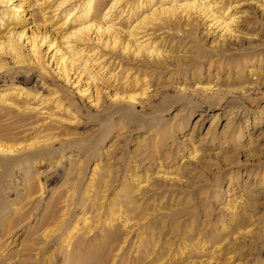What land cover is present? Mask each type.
Masks as SVG:
<instances>
[{"label": "rangeland", "instance_id": "rangeland-1", "mask_svg": "<svg viewBox=\"0 0 264 264\" xmlns=\"http://www.w3.org/2000/svg\"><path fill=\"white\" fill-rule=\"evenodd\" d=\"M219 1L238 18L234 37L217 38L220 31L207 27L210 18L199 15L178 18L176 29L152 25L172 57L154 72L145 59L122 56L128 75L145 77L131 92L143 87L146 94L134 105L114 103L124 109L109 117L104 111L113 107L109 96L120 91L119 80L108 77L112 84L98 89L99 109L87 98L92 94L77 93L84 79L74 85L54 76L47 54L51 73L44 78L0 56V94L18 86L39 91L47 98L42 113H27L31 122L49 124L39 135L37 126L24 131L27 113L8 95L9 105L0 104L7 111L0 110L2 142L36 140L41 151L52 150L28 164L0 165L1 264H264V0ZM117 10L111 18L126 27L125 12L117 17ZM34 16L39 29L60 23ZM30 23L17 17L9 27ZM40 45L43 54L47 44ZM56 94L67 111L54 107ZM106 230L118 238H107Z\"/></svg>", "mask_w": 264, "mask_h": 264}, {"label": "bare ground", "instance_id": "bare-ground-1", "mask_svg": "<svg viewBox=\"0 0 264 264\" xmlns=\"http://www.w3.org/2000/svg\"><path fill=\"white\" fill-rule=\"evenodd\" d=\"M8 1L10 0H0V5L4 6L0 10V56L5 54L10 57L14 67L16 66L20 68H26L27 71L35 70L41 77H43L44 74L46 75L47 71H50V68H48V70L45 68L47 65H45V59H43V57L47 54L51 61V70L55 72L54 76L56 75L57 78L62 77V79H65V81L68 83L70 82V84L75 81L74 85H76L78 81L80 82L81 79H84V87L81 88V82L79 89L77 90L76 88L77 93L82 95L92 94L87 98L90 99L93 97L90 101V104L98 107L99 109L101 103L99 102V97L97 96L98 89L100 91L101 89L105 90V87L108 86V84L111 85L112 83H108V80L112 81L113 84L115 83V80H119L118 82L120 87L118 88L120 91H118L116 87L115 89L117 90H115V92L109 96L113 107L110 110L106 108L104 111L107 117L111 116L115 112V109H117V111H123L124 107L120 105H114V103L117 102L118 104L119 101L120 103L123 101L130 103V105H134L137 102L138 97H143L146 94V88L143 87L139 88L138 92H131V90H133L137 84L142 86L146 84L145 77L138 78L139 76L135 74V76L128 75L127 70L130 67H125V63L127 61L123 60L125 63H121V59L123 58L122 56L127 55L133 59H145L150 65L144 64V66L147 68L149 67L151 71L154 72L163 68L166 62L169 61L170 57H172L169 48L167 49V46L164 47V43L163 45L160 44L162 43L161 40L164 39V37H162L158 43L157 37L160 35L155 38V35H157V29L155 31H150L152 29V25L157 24L159 28H163L162 26L169 24L176 29L179 23L177 22L178 18L180 19V17H184L188 19L190 16L194 17L199 15L204 18H210L209 21L213 23H208L207 27H210L211 31L218 29L220 32L218 33L219 35L217 38H220L225 34L234 37L235 29H231V27L234 25L236 26L238 22V18L235 16V13L229 11L231 4L218 6L219 2H221L219 0H133L134 2L131 7H129L131 5V2H129L130 0H82L79 4H70L72 0H18V2L14 5L13 3L10 4L11 1L9 3ZM37 3L40 4L41 8L35 11L36 9H33L34 7L32 8V6ZM143 7L146 9H144L140 15L137 14L136 11H138L139 8L142 9ZM112 8L118 9L117 13H115L117 17H119V15L121 16L125 12V17L127 16L125 23H128L126 27H122L121 24L118 25L119 23L116 24L117 22H114L113 18H111L110 12ZM146 10L148 11L146 12ZM26 11L27 13L25 14ZM34 13H37L42 21L48 19L50 21V25L54 21L55 24H57L58 21L60 23L57 24L56 27H52L53 25H51L47 29L46 27H43V25L42 27L40 26L41 29H39L38 26L41 24L37 26V22L35 21L36 15L34 16ZM17 17H22V20L29 18L31 22L30 25L23 26L20 29H15L13 26L9 27V25L13 23ZM6 19H10V22H6ZM159 23L162 26H160ZM59 26H63V28L59 31H55ZM1 28H3L2 31ZM25 29H29V33H27L28 36L25 34ZM166 29L169 30L170 28L167 26ZM123 35L124 37L121 38ZM41 43L47 44V48L43 54H40L38 49L39 46H41ZM24 44L28 45L26 53H24L22 50ZM106 50H108L109 53H107ZM110 53L111 55L106 57ZM117 56L119 58L118 61L116 60ZM112 65H115V67H120L121 65L123 67V71L120 73V75L117 74L118 72L115 71V67H112ZM4 67L5 62L0 61V70L4 69ZM134 70L140 72V74L144 73L138 66L135 67ZM106 73H108L107 76ZM72 75L74 76V79L69 81ZM108 77L109 79L107 80ZM98 82H103L105 86L103 85L102 87H99ZM89 89L92 90L89 91ZM53 92H57V89L51 91V93ZM38 93L39 91H35L32 88L30 89L23 86L13 87L11 88L10 92L7 91L4 94H0V104L8 103L7 105H9V102H7L8 99L6 97L8 95H13L14 98L16 97L17 100H20L19 102L22 103L21 108L24 110L21 111L22 113H27L30 111V109L34 110L35 108L42 113L41 109L44 107L42 104L47 101V98L43 97V94L38 95ZM54 101V107L62 105L63 111H67V108L65 105H63L61 98H57V94ZM10 104H12V102ZM13 106L18 105H14L13 102ZM103 109H105V107H102L101 111L99 110L101 114ZM0 110L5 111L2 107ZM1 114L0 119H2L3 116ZM29 114L30 113L24 114L26 117L23 115L22 118L23 122L25 121L24 123H21V127H24V131L30 130V127L37 126L41 129L34 135H39L44 130L49 128V124L39 125L37 122H31L30 118L32 115ZM47 116V118L52 117L51 112H48ZM3 119L5 120V118ZM1 138L2 137L0 136V165H5V168L13 167L12 163L21 164L23 161L28 164L30 160H34V157L36 158L39 157L38 155L50 153L52 151H41V149H38L39 147L36 146V140L33 144H30L32 143L30 142L27 145H8L3 143ZM41 139L44 140L43 137ZM22 150L29 151H26L27 153L24 151L21 156L14 158L2 157L5 153L7 155H13L19 153ZM120 213L122 214L123 211ZM57 216H61L60 223L63 221L64 224L66 219L64 217V211L61 210V213ZM119 217L122 218L121 215ZM119 221L121 220L119 219ZM241 221L242 219L237 218L235 223L239 224ZM105 232V235L108 236L107 238H110L111 240L118 238V232L114 233L113 230H106ZM9 233H11V230ZM14 236L15 233L12 237ZM17 238H19V236L12 238L11 241L15 242ZM96 254L100 255L99 252ZM64 255V260L67 261L72 257V254L69 253Z\"/></svg>", "mask_w": 264, "mask_h": 264}]
</instances>
